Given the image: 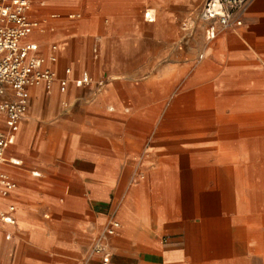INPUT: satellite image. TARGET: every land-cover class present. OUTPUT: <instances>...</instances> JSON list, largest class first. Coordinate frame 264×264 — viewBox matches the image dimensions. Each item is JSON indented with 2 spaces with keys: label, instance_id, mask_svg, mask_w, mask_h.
I'll list each match as a JSON object with an SVG mask.
<instances>
[{
  "label": "crops",
  "instance_id": "0c3cea01",
  "mask_svg": "<svg viewBox=\"0 0 264 264\" xmlns=\"http://www.w3.org/2000/svg\"><path fill=\"white\" fill-rule=\"evenodd\" d=\"M28 1L21 44L68 84L27 88L14 126L0 112V264H98L111 219L110 264H264V126L237 119L264 114V0L211 42L205 0Z\"/></svg>",
  "mask_w": 264,
  "mask_h": 264
},
{
  "label": "built area",
  "instance_id": "2783aa9c",
  "mask_svg": "<svg viewBox=\"0 0 264 264\" xmlns=\"http://www.w3.org/2000/svg\"><path fill=\"white\" fill-rule=\"evenodd\" d=\"M251 0H205L199 12L198 19L201 38L205 42L214 39L218 28L234 29L242 25L240 18L242 11ZM30 3L28 0H0V98L10 92L11 100L0 102L2 112L10 126L17 124L27 113L26 89L40 84L47 87L56 79L61 87L68 84V78H56L55 73L44 65L46 59L36 55V45H22L21 40L32 33L36 22L29 18ZM145 17H150L145 13ZM151 20V18H149ZM197 27L183 25V29L190 37L197 34ZM49 62L55 57L50 56ZM69 76V68L64 70ZM91 78L87 74L73 79L76 87L88 86ZM102 82H97L100 87ZM12 135L8 131L0 130V187L12 190L14 184L9 175L2 170L5 163V150L12 143ZM16 164L17 162L11 161ZM9 207V212L13 211ZM5 223H14L13 218L6 213L0 214ZM119 227L118 222L111 219L103 233L92 246V254L98 257V264H110L111 255L106 239L113 236Z\"/></svg>",
  "mask_w": 264,
  "mask_h": 264
},
{
  "label": "rangeland",
  "instance_id": "374dc122",
  "mask_svg": "<svg viewBox=\"0 0 264 264\" xmlns=\"http://www.w3.org/2000/svg\"><path fill=\"white\" fill-rule=\"evenodd\" d=\"M263 84V87H264V82H262ZM264 92V90H263ZM262 99L264 100V94H262ZM237 119H241L243 121H247L248 123H251V122H254L256 120H258V122L262 123L263 126H264V114H261V113H249V112H244V113H241V114H238L237 115ZM263 132H264V129H263ZM244 146V145H243ZM260 149H262L264 151V144L261 145ZM136 178L134 177H127V178H122V183L124 185V187L126 185H129L131 181H134ZM262 196V198L264 199V192L260 194ZM111 208L114 210V211H119V204L117 205L115 202H112L111 200V203L110 205ZM119 220V218H117Z\"/></svg>",
  "mask_w": 264,
  "mask_h": 264
}]
</instances>
